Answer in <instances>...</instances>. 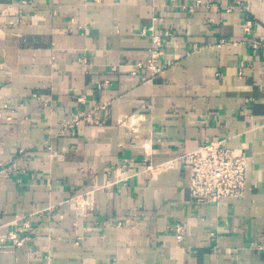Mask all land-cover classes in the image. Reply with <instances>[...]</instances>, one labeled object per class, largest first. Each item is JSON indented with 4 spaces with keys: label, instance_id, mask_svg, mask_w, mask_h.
<instances>
[{
    "label": "crops",
    "instance_id": "obj_1",
    "mask_svg": "<svg viewBox=\"0 0 264 264\" xmlns=\"http://www.w3.org/2000/svg\"><path fill=\"white\" fill-rule=\"evenodd\" d=\"M237 1L0 0V264H264V53L244 31L264 35V0ZM152 25L174 32L166 73L134 75ZM212 138L248 154L246 195L219 205L192 201L181 158Z\"/></svg>",
    "mask_w": 264,
    "mask_h": 264
},
{
    "label": "built area",
    "instance_id": "obj_2",
    "mask_svg": "<svg viewBox=\"0 0 264 264\" xmlns=\"http://www.w3.org/2000/svg\"><path fill=\"white\" fill-rule=\"evenodd\" d=\"M200 3H202V0H197V4ZM237 3L240 7H245L244 3L240 0ZM227 11H232V8H227ZM244 31L247 34L246 41L249 43L253 52L264 53V35L258 36L255 34L254 21L251 18L245 20ZM142 34L150 35L151 37V46L149 48L150 57L148 62L138 60L130 64L131 72L136 75L138 74V68L148 67L151 70L152 77L166 73L168 66L162 63V58L165 53V37H170L174 34L172 28L160 34L155 30L153 25L147 26L143 28ZM238 43L236 40L222 38L218 41L217 45L221 48H226ZM116 68L114 66L113 70H116ZM88 117H90V114L86 110L72 112L64 118L62 130L76 133L80 125ZM181 158L189 166V182L187 188L192 201L219 205L227 199L241 198L246 195L248 187V154L243 148L231 147L222 138H212L202 142L196 149L183 153ZM174 165L175 162L172 160L157 166L156 169L161 168L162 170H167L173 168ZM95 194L96 190H89L83 195L75 197L78 200L82 198L81 202L85 215L89 214L95 208ZM27 223L19 227L18 231L11 232L8 239L13 240L18 246L23 245L27 238L21 237L19 232H23L25 228L30 227V224ZM173 228L176 231L177 240L184 242L186 238L185 225L182 222H176ZM6 247V240H1L0 253L6 250ZM255 247L264 256V242L258 243ZM231 264L241 263L236 261Z\"/></svg>",
    "mask_w": 264,
    "mask_h": 264
},
{
    "label": "rangeland",
    "instance_id": "obj_3",
    "mask_svg": "<svg viewBox=\"0 0 264 264\" xmlns=\"http://www.w3.org/2000/svg\"><path fill=\"white\" fill-rule=\"evenodd\" d=\"M82 199V198H81Z\"/></svg>",
    "mask_w": 264,
    "mask_h": 264
}]
</instances>
